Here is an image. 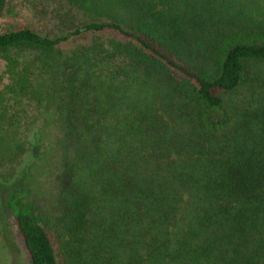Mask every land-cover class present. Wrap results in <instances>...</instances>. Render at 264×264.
<instances>
[{
	"label": "trees",
	"instance_id": "16d2710c",
	"mask_svg": "<svg viewBox=\"0 0 264 264\" xmlns=\"http://www.w3.org/2000/svg\"><path fill=\"white\" fill-rule=\"evenodd\" d=\"M251 2L65 0L78 24L61 35L0 33V107L34 95L38 70L51 77L53 203L6 196L30 264H264V75L249 70L264 62V15ZM78 37L91 40L63 50Z\"/></svg>",
	"mask_w": 264,
	"mask_h": 264
},
{
	"label": "rangeland",
	"instance_id": "374dc122",
	"mask_svg": "<svg viewBox=\"0 0 264 264\" xmlns=\"http://www.w3.org/2000/svg\"><path fill=\"white\" fill-rule=\"evenodd\" d=\"M251 3L253 10L264 15V0ZM65 12V0H10L5 15L0 17V33L28 27L42 35L56 37L66 31V26L78 24L74 16ZM103 37L106 40L112 36ZM90 40V37L74 38L62 48L70 51ZM5 70L6 63L0 59V77ZM249 70L252 75L263 76L264 62L251 64ZM50 79L49 74L38 70L34 95L0 107V264H30L6 196L15 188L25 187L29 193L24 202L34 201L42 208L53 203L57 130L52 122L53 113L45 111ZM7 82V78L0 79V90H4ZM245 94L246 89H242L236 96L241 98Z\"/></svg>",
	"mask_w": 264,
	"mask_h": 264
}]
</instances>
